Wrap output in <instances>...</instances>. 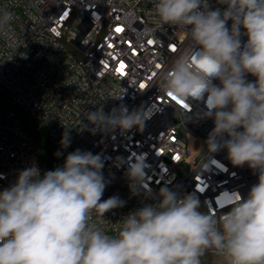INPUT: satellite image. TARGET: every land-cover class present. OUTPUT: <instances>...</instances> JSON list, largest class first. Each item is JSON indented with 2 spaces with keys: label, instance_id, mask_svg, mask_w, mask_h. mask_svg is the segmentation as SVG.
<instances>
[{
  "label": "clouds",
  "instance_id": "1",
  "mask_svg": "<svg viewBox=\"0 0 264 264\" xmlns=\"http://www.w3.org/2000/svg\"><path fill=\"white\" fill-rule=\"evenodd\" d=\"M217 3L225 7L213 9L209 0H154L160 22L180 28L189 40L162 73L160 89L186 103H204L198 118L214 121L205 141L209 155L227 149L234 166L247 164L258 173L247 197L223 194L229 210L217 217L202 210L195 193L181 196L164 186L158 203L130 212L109 236L92 222L93 214L105 215L125 201L102 200L104 161L77 149L62 167L41 176L34 164L0 191V264H202L210 250L226 264H264V0ZM11 20L10 12L0 16V30ZM248 74L256 80L248 81ZM83 115L93 134H123L142 130L152 110L120 105ZM61 145H70L68 131ZM124 163L132 195H151L145 155L117 158V167Z\"/></svg>",
  "mask_w": 264,
  "mask_h": 264
},
{
  "label": "built area",
  "instance_id": "2",
  "mask_svg": "<svg viewBox=\"0 0 264 264\" xmlns=\"http://www.w3.org/2000/svg\"><path fill=\"white\" fill-rule=\"evenodd\" d=\"M209 3L213 9L225 7L217 0ZM7 12L12 20L0 30V191L34 164L42 176L62 167L77 149L98 154L108 182L102 200L118 196L125 205L105 215L97 210L92 222L115 236L130 212L158 203L161 187L181 196L195 193L202 210L219 217L229 210L220 200L223 194L246 198L258 183V173L247 164L234 166L227 149L209 155L205 141L214 121L198 118L206 111L202 101L186 103L160 89L162 73L189 40L180 28L160 22L154 0H0V16ZM246 78L256 80L251 74ZM120 105L151 109L152 116L142 130L93 134L83 114ZM38 131L50 140L52 164L34 139ZM65 131L70 133L66 148ZM136 155H145L150 166L151 195L144 190L132 195L127 164L116 166L117 158Z\"/></svg>",
  "mask_w": 264,
  "mask_h": 264
},
{
  "label": "trees",
  "instance_id": "3",
  "mask_svg": "<svg viewBox=\"0 0 264 264\" xmlns=\"http://www.w3.org/2000/svg\"><path fill=\"white\" fill-rule=\"evenodd\" d=\"M34 139L41 149V155L45 157L50 164L55 161V153L53 151L50 140L43 131H38L34 134ZM202 264H213L212 254L206 253L201 257Z\"/></svg>",
  "mask_w": 264,
  "mask_h": 264
},
{
  "label": "rangeland",
  "instance_id": "4",
  "mask_svg": "<svg viewBox=\"0 0 264 264\" xmlns=\"http://www.w3.org/2000/svg\"><path fill=\"white\" fill-rule=\"evenodd\" d=\"M212 261L213 264H226L224 258L216 254H212Z\"/></svg>",
  "mask_w": 264,
  "mask_h": 264
},
{
  "label": "snow or ice",
  "instance_id": "5",
  "mask_svg": "<svg viewBox=\"0 0 264 264\" xmlns=\"http://www.w3.org/2000/svg\"><path fill=\"white\" fill-rule=\"evenodd\" d=\"M119 30V29H118Z\"/></svg>",
  "mask_w": 264,
  "mask_h": 264
}]
</instances>
